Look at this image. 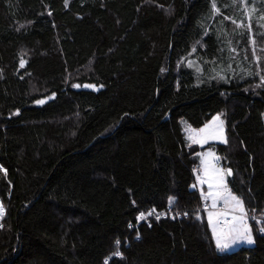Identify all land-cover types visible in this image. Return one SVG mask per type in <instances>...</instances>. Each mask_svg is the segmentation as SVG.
I'll return each instance as SVG.
<instances>
[{
    "label": "trees",
    "instance_id": "16d2710c",
    "mask_svg": "<svg viewBox=\"0 0 264 264\" xmlns=\"http://www.w3.org/2000/svg\"><path fill=\"white\" fill-rule=\"evenodd\" d=\"M237 1L0 0V264H264V84L231 49L246 10L264 41V0ZM198 42L205 72L231 77L187 66ZM224 110L227 143L190 146L181 121ZM209 147L233 169L253 246L216 247L193 188Z\"/></svg>",
    "mask_w": 264,
    "mask_h": 264
},
{
    "label": "rangeland",
    "instance_id": "374dc122",
    "mask_svg": "<svg viewBox=\"0 0 264 264\" xmlns=\"http://www.w3.org/2000/svg\"><path fill=\"white\" fill-rule=\"evenodd\" d=\"M237 7L242 6L243 4H241L240 0L236 2ZM218 10V8H216ZM247 11V10H246ZM216 13L218 11H215ZM248 19V22H246V24H244V20L240 19V20H235L232 22V25L234 27V30L236 32H240L243 33L244 30H240V29H246L248 31V37L246 40V45H240V41H242L243 38H238V42L234 44V46L238 49L237 46H242V50H236L234 47H232L231 49H234V52H236V54H242L244 56H246V58H250L253 65V69L256 73L260 74L261 76H264V41L262 40H257L256 37L254 36V31H253V26L252 23L249 21V17L247 15H245ZM251 17V14H250ZM264 20V18H262ZM243 23L244 27H237V24L239 23ZM249 23L251 24V27H247L249 25ZM264 26V25H263ZM244 42V41H242ZM232 46V45H231ZM200 48H205V45L202 42H198L194 48H193V52L191 53V57L195 56V54H197L196 50L200 49ZM22 54L24 57L28 58L30 56V52L29 51H25L24 49H22ZM198 59L196 57H192L189 60H186L187 66L191 67L193 69V71L196 73V75L202 79V77L207 78V77H225V80L228 79L229 77L232 76L233 74V70L232 69H228L226 70V68H224V66H218V67H212L211 68V72H205V68L204 65L200 64L198 61ZM251 65V64H250ZM251 68V66H250ZM210 69V68H207ZM79 86V85H78ZM34 91L37 92L39 91L38 87H34ZM219 116V119L216 120L215 122H213V118L207 122L206 124H210V128L208 130V133H205L204 135L207 134H211L209 136V139L207 141V143L204 144H198V143H194L193 140H190L188 137L190 135H194V130H198L200 128H203L204 126L200 127V128H195L193 126H191L186 120H182L181 124L184 130V134L185 137L188 141V144L190 146H197V147H206V146H212L216 143H224L223 139H226L228 141V135H227V111L224 110L218 114H216L214 117ZM263 119H264V113H263ZM205 124V125H206ZM223 133V139L220 138V133ZM215 137V138H213ZM197 139H199V136L196 137ZM208 152H212L215 154L216 157H219V162L216 163V161L213 160V163H216V166L218 168H223V169H228L225 166H223L222 162H221V157L215 152V150L212 147H209L208 149L205 148L203 150L199 151V157H200V162L199 164L194 168V174H195V183L193 185H195L196 187L194 189L198 190L200 192V194L203 192L204 195L201 194L202 197V202H203V213L204 216L206 217V219L208 220L209 223V213L213 214V222L210 225V228L213 232V227L215 226L218 230L222 229L225 227V223L224 221H231V216H232V208L231 205L232 201H229L228 204H225L223 199H219L216 202V206L213 207V200L212 197L207 196V193L209 192V188H208V183H213L215 184V178L211 176V174H209L208 176L205 175V169H204V165L202 163V160L205 158L203 154H206ZM4 169V168H3ZM231 169V168H230ZM232 170V176H233V169ZM3 172V171H2ZM201 180L204 181L203 184H201ZM225 183L227 185V188H229L228 185V176L226 175L225 177ZM215 187L212 189V191H215ZM231 191V190H230ZM232 194H234L231 191ZM235 196H237L236 194H234ZM238 197V196H237ZM239 198V197H238ZM175 197L171 199L172 203H169V207L170 208H175ZM0 202L1 199H0ZM170 202V201H169ZM3 204V203H2ZM177 205V204H176ZM4 208V215L6 213V208L3 205ZM225 213H228V215H225ZM238 215V213H235ZM3 215V216H4ZM3 218V217H2ZM0 218V220L2 219ZM248 223L250 224V218L248 219ZM254 243H247L246 241H237L235 244H231L228 248L224 249V250H220L218 249L220 252L222 253H228V252H232L235 251L241 247H250L253 246Z\"/></svg>",
    "mask_w": 264,
    "mask_h": 264
},
{
    "label": "snow or ice",
    "instance_id": "6c2138e0",
    "mask_svg": "<svg viewBox=\"0 0 264 264\" xmlns=\"http://www.w3.org/2000/svg\"><path fill=\"white\" fill-rule=\"evenodd\" d=\"M67 2V0H66ZM241 4H245V0H240ZM212 8L214 11H218L216 9V5L215 3L212 4ZM254 10V9H253ZM245 14L247 15V11L245 12ZM235 23V21H234ZM237 27H244L243 23H239L237 24ZM247 27H251V24L249 23V25ZM234 51V49H233ZM21 63L23 64V61H21ZM163 71V70H162ZM251 75V73H249ZM220 79H225V77H220ZM262 84H264V76L260 77ZM74 86H78V85H74ZM258 87L261 85H257ZM37 103H44L43 100H38ZM219 119V116L213 117V122H215L216 120ZM210 128V124H206L204 125L203 128H200L198 130H194V135H190L188 138L190 140H193L194 143H198V144H204L207 143L209 136L211 135L210 133L207 135H204L205 133H208V130ZM199 136V139H197L196 137ZM215 138V137H213ZM220 138L223 139V133L221 131L220 133ZM224 143H227L226 139H223ZM204 155V159L202 160V163L204 165V169H205V175L208 176L209 174H211L212 177L215 178V184L213 183H208V188H209V192L207 193V196L212 197L213 200V204L212 206L215 207L216 206V202L219 199H223L225 204H228L229 201H232L234 203H232L231 208H232V216H231V221H227L225 220V227L222 229H217L215 226L213 227V237L215 238L216 241V247L220 250H224L226 248H228L231 244H235L237 241H246L247 243L251 244L254 243L255 240L253 238V234H252V227L251 225L248 223V212L246 211L245 207H244V203L243 200L238 198L237 196H235L234 194L231 193L230 189L227 188V185L225 183V177L232 175V170L230 168L228 169H223V168H218L216 166V163L219 162V157H216L214 153L212 152H208ZM213 160L216 161V163H213ZM0 171H3L6 175V170L3 169V166L0 165ZM201 184L204 183L203 180L200 181ZM193 187L195 188L196 186L193 185ZM215 187V191H212V189ZM202 195L203 192L201 193ZM172 198H169L170 202H171ZM155 211V210H153ZM235 213H238L235 214ZM152 212H149L148 215H151ZM4 215V208H3V204L2 202H0V218H2ZM186 215V213H185ZM225 215H228V213H225ZM140 219H144L145 218V213L141 212ZM157 219H159L160 217L157 216ZM213 222V214L209 213V223L211 224ZM3 225H0V227H2ZM259 231L261 233H264V227H260ZM117 244H119V241L116 242Z\"/></svg>",
    "mask_w": 264,
    "mask_h": 264
},
{
    "label": "water",
    "instance_id": "95a60500",
    "mask_svg": "<svg viewBox=\"0 0 264 264\" xmlns=\"http://www.w3.org/2000/svg\"><path fill=\"white\" fill-rule=\"evenodd\" d=\"M81 88H82V89H85V90H89V91H95V92H99V90L101 89V87L98 88V87H95V86H93V85H89V84L84 85V86L81 87ZM55 96H56V94H53L52 96H50V97L44 99V100H43L44 103H42V104H45V103L50 102L51 100H53V99L55 98ZM230 176H232V175H230Z\"/></svg>",
    "mask_w": 264,
    "mask_h": 264
},
{
    "label": "built area",
    "instance_id": "2783aa9c",
    "mask_svg": "<svg viewBox=\"0 0 264 264\" xmlns=\"http://www.w3.org/2000/svg\"><path fill=\"white\" fill-rule=\"evenodd\" d=\"M169 209H170V211H168V212H169V213H172V212H173V209L170 208V207H169ZM150 212H152V211H150ZM147 214H148V213H147ZM152 214H154V213H152ZM152 214H151V215H152ZM161 215H163V216H164V215H165V216L170 215L172 218H175L174 216H172L171 214H167L166 212H163ZM148 217H149V215H146V214H145V218H144V219H141V221H145V220H147ZM120 255H121V254H120L119 252L116 253V256H117V257H119Z\"/></svg>",
    "mask_w": 264,
    "mask_h": 264
}]
</instances>
